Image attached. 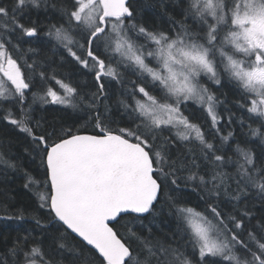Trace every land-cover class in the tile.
I'll use <instances>...</instances> for the list:
<instances>
[{"label":"snow or ice","instance_id":"obj_1","mask_svg":"<svg viewBox=\"0 0 264 264\" xmlns=\"http://www.w3.org/2000/svg\"><path fill=\"white\" fill-rule=\"evenodd\" d=\"M0 124V264H264V0H0Z\"/></svg>","mask_w":264,"mask_h":264},{"label":"trees","instance_id":"obj_2","mask_svg":"<svg viewBox=\"0 0 264 264\" xmlns=\"http://www.w3.org/2000/svg\"><path fill=\"white\" fill-rule=\"evenodd\" d=\"M137 2L144 3L145 0H137ZM149 15H151V13H149ZM157 23H163V22L157 19ZM48 54L50 55V53ZM69 70L70 69H65V71H69ZM119 88H120L119 85L116 84L113 85L114 91L118 92ZM224 91H227V89H225ZM2 127L3 125L0 124V128ZM18 152H22V149H18L17 147L14 146L12 148V154L16 155ZM9 175H10V180L8 181V183L0 185V204L9 207L11 210H23L25 211L26 215L36 212L38 210L36 197L34 195V191H31L24 187L26 181L24 179L23 172L9 173ZM0 214H2V212H0ZM19 223L22 222L15 220H0V233L9 236H14L16 234L14 229L17 227ZM0 241H2V237H0Z\"/></svg>","mask_w":264,"mask_h":264},{"label":"rangeland","instance_id":"obj_3","mask_svg":"<svg viewBox=\"0 0 264 264\" xmlns=\"http://www.w3.org/2000/svg\"><path fill=\"white\" fill-rule=\"evenodd\" d=\"M130 78H133V77H130Z\"/></svg>","mask_w":264,"mask_h":264}]
</instances>
